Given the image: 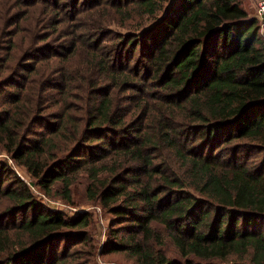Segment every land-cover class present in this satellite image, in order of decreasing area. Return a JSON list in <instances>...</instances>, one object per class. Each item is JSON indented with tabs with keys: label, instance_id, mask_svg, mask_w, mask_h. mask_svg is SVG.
I'll return each instance as SVG.
<instances>
[{
	"label": "trees",
	"instance_id": "trees-1",
	"mask_svg": "<svg viewBox=\"0 0 264 264\" xmlns=\"http://www.w3.org/2000/svg\"><path fill=\"white\" fill-rule=\"evenodd\" d=\"M0 17V146L31 179L0 164V264H68L55 247L87 243L89 215L31 189L68 204L81 175L111 216L102 253L264 264V37L243 0H0Z\"/></svg>",
	"mask_w": 264,
	"mask_h": 264
},
{
	"label": "rangeland",
	"instance_id": "rangeland-1",
	"mask_svg": "<svg viewBox=\"0 0 264 264\" xmlns=\"http://www.w3.org/2000/svg\"><path fill=\"white\" fill-rule=\"evenodd\" d=\"M243 5L247 9L249 14L255 15L256 0H243ZM10 11L11 7H8L3 11L2 14L6 15ZM1 25L2 24L0 19V27ZM137 57L138 55L135 53V57L132 59L136 60ZM143 62L146 63L147 60H144ZM6 90H15V87H7ZM5 163L7 164V168H9L10 172H14L15 175L19 176L27 182L31 180L25 170L22 167L15 165L8 158L5 151L2 150L0 146V164L2 165ZM4 176L7 179L9 178L14 180L13 174L5 173ZM1 177L2 176H0V178ZM6 183L7 182H5L2 186L4 187ZM87 184V180L84 179L82 175L76 178L75 183L71 187V200L68 204L64 201V199L61 198L60 195L46 196L37 188L31 189L32 194L36 197L37 200L46 203L50 207L59 209L65 212V214L67 215L74 213L77 214L80 212H86L89 215L90 224L86 229V235L88 236L87 243H76L79 239L71 241L68 244H66V242H62L61 244H58L57 247H55L57 253L61 254L63 252H67L68 264H134V261L127 258L123 253H102L104 252L103 247L108 236V227L111 216L106 211H104L96 201H91L87 198L85 192V187ZM28 215H30V213H28ZM17 218V220H20V214L17 216ZM73 242H75L76 244L73 245ZM91 245L94 247V256L90 254V252L92 251V248L90 247ZM164 251L168 258L177 260L180 263H184V258L180 256L178 251L169 242H167V244L165 245ZM72 252L76 253L71 254Z\"/></svg>",
	"mask_w": 264,
	"mask_h": 264
},
{
	"label": "built area",
	"instance_id": "built-area-1",
	"mask_svg": "<svg viewBox=\"0 0 264 264\" xmlns=\"http://www.w3.org/2000/svg\"><path fill=\"white\" fill-rule=\"evenodd\" d=\"M255 15L260 22L261 34L264 36V0H256Z\"/></svg>",
	"mask_w": 264,
	"mask_h": 264
}]
</instances>
